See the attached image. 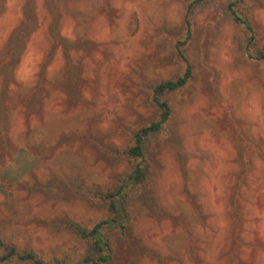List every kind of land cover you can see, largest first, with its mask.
<instances>
[{
	"label": "rangeland",
	"instance_id": "rangeland-1",
	"mask_svg": "<svg viewBox=\"0 0 264 264\" xmlns=\"http://www.w3.org/2000/svg\"><path fill=\"white\" fill-rule=\"evenodd\" d=\"M232 1H59L61 33L80 44L69 50L79 73L74 89L60 82L68 76L67 58L62 46L49 41L53 16L35 1L40 25L24 43L10 80L0 75V161L27 145L33 133H44L47 150L9 207L0 197V227L9 239L58 252L78 243L75 234L56 228L58 219L93 226L105 218L98 205L74 196L73 182L111 185L118 168L102 146L122 143L125 127L153 117L145 107L149 83L190 67L188 83L168 94L174 133L151 137L158 152L156 206L134 212L127 230L115 234L112 264H241L230 245V203L240 184L243 141L255 137L264 145V59L250 56L242 29L231 20ZM25 2L7 0L0 15L5 56ZM243 3L251 5L264 45V0ZM255 155L254 181L244 183L251 189L242 192L255 213L254 226L242 235L247 245L238 256L244 264H264V157Z\"/></svg>",
	"mask_w": 264,
	"mask_h": 264
},
{
	"label": "trees",
	"instance_id": "trees-1",
	"mask_svg": "<svg viewBox=\"0 0 264 264\" xmlns=\"http://www.w3.org/2000/svg\"><path fill=\"white\" fill-rule=\"evenodd\" d=\"M35 1L37 0H26L24 17L21 24L12 31L5 50L6 56L4 52L0 53V75L5 76L6 82L10 80L20 62L24 43L31 32L40 25L39 15L42 11L38 7L42 5L43 10H48L53 16L47 25L51 46L53 48L62 46L66 53L68 76L60 82L62 86L68 88L72 84L74 89V80L78 79L79 73L70 60L69 50L80 49V44L69 41L61 33V16L64 14V9L58 5L61 0H40L42 4L39 5H36ZM200 1L202 0H195V3ZM6 3L7 0H0V15L4 12ZM249 6L251 5L243 3V0L232 1L229 5L231 20L236 27L242 29V37L250 56L264 59V45H260L262 41L257 35ZM192 76L189 67L182 74L161 78L147 85L149 95L145 100V107L150 109L153 117L143 118L138 127H125L126 137L122 143L102 146L106 158L112 162L114 168H118L111 185L101 182L86 184L79 180L73 182L71 192L74 196L80 195L84 200L98 205L106 212L105 218L93 226L73 218L58 219L55 223L56 228L69 231L78 239V243L58 252L43 250L34 244L19 247L0 227V264H112L115 234L120 229L122 232L127 230L134 212L156 206L154 181L158 172L153 167L156 166L158 152L151 142V137L168 130L174 133L173 129L169 128L174 109L168 94L184 87ZM6 85L8 84H5L3 89L4 96L7 92ZM39 86L42 89L46 86L45 67L40 73ZM44 140L43 132L30 134L27 145L20 146L8 160L0 161V197L3 198L5 206H10L16 194L15 189L26 183L40 169L47 150ZM240 149L242 172L238 178L240 184L232 190L230 205L233 218L230 245L237 249L235 259L244 264L238 256L242 246L247 245L244 244L247 241L242 235L245 231L250 232L254 226L255 213L248 205H244L242 192L251 189V186L245 187L244 183L249 185L253 183L256 170L255 154L260 151L264 157V145H260L255 137H251L243 141Z\"/></svg>",
	"mask_w": 264,
	"mask_h": 264
}]
</instances>
